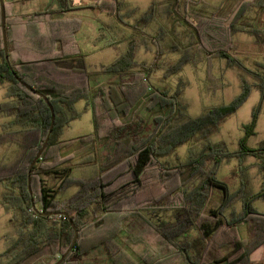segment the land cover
<instances>
[{"label":"trees","instance_id":"1","mask_svg":"<svg viewBox=\"0 0 264 264\" xmlns=\"http://www.w3.org/2000/svg\"><path fill=\"white\" fill-rule=\"evenodd\" d=\"M2 3L7 56L0 14V85L6 88V100L0 103V148L13 146L14 152L0 161V205L11 214L9 225L16 237L0 254V264H55L66 253L60 264H84L100 249L111 264H264V212L252 204L255 199L264 201V181L258 193L245 196L239 191L231 194L216 178L222 163L237 159L240 165L246 156L255 158L264 174V142L249 150L241 140L233 152L210 141L199 151L189 148L179 165L181 184H169V175L160 172L158 160L195 135H207L210 127L236 111L251 88L264 97V63L256 62L253 71L230 54L231 36L238 33L264 44V20L254 24L251 19L253 11L264 13V0H221L208 12L193 7L186 10L185 17H179L192 29L194 41L187 47L178 46L180 58L167 68L168 73L215 57L242 74L241 93L230 105L197 118L186 116L181 87L170 91L152 86L149 76L154 64L135 63L138 49L133 41L103 68L102 73L115 75L116 81L92 94L91 76L75 41L79 31L75 13L89 9L121 20V0H56V9L26 14L10 13L11 3ZM173 7L168 13L175 15ZM154 12L152 8L142 22L152 21ZM161 37L160 29L147 37L153 39L156 55L160 54L156 39ZM171 48L178 49L176 44ZM245 74L254 79L252 84ZM35 92L48 100L52 112ZM79 101H84L91 113L92 133L62 140L64 129L81 116L74 109ZM143 101H147L146 118L138 114ZM52 113V130L31 169L28 189L27 172L47 137ZM255 119L253 114L249 129ZM205 160H211L209 168ZM87 167H94L96 174L88 183L78 182L70 199L58 202L60 190L71 181L72 170ZM184 184L189 186L182 187ZM234 198L240 203L239 212L233 208ZM147 210L183 216L178 229L194 228L199 244L187 240L186 234L174 239L143 216ZM146 231L157 235L156 248V243L145 244ZM120 233L123 238L118 240ZM44 251L48 254L38 258ZM257 256L260 259L253 260Z\"/></svg>","mask_w":264,"mask_h":264},{"label":"rangeland","instance_id":"2","mask_svg":"<svg viewBox=\"0 0 264 264\" xmlns=\"http://www.w3.org/2000/svg\"><path fill=\"white\" fill-rule=\"evenodd\" d=\"M3 1L11 3L8 6L10 13L17 14L16 0ZM121 1L123 2L119 13L121 20L115 16L89 9L75 13L79 22V31L75 34V41L80 52L86 58L87 72L91 76L92 94H96L101 86L116 81L115 75L103 74V68L124 53L129 41H133L132 45L138 49L134 58L135 63L143 64L146 67L154 64L149 76L152 86L170 91L177 86L181 87V103L186 107V116L197 118L213 108L230 105L240 95V76L242 74L236 68L229 66L225 60L212 57L206 61L198 62L196 65L184 64L179 71L171 74L167 71V68L176 64L180 58L179 50L181 49L179 47H187L190 42L194 41L191 37L192 29L179 17H185L186 10L193 7L200 9L201 12H208L217 7L221 0H177L175 5H173V0ZM172 6H174L175 15L169 14V9ZM152 8L155 11L151 16L152 21L143 23L142 20ZM251 15V19L254 18V24L259 19L264 20V13L259 15L253 11ZM201 19V22H206V19ZM193 24L195 23L193 22ZM159 29L164 37L156 39L160 53L156 55L155 43H153V39L147 37L154 36ZM175 44L178 48L176 50L171 48ZM230 46L232 47L230 54L246 68L255 71L257 69L256 62L264 63V44L258 43L252 37L243 33L235 34L231 36ZM244 77L249 84L254 82L250 75L245 74ZM182 83L184 85H181ZM219 84L220 88L217 87ZM5 100L6 88L5 85H0V103ZM146 104L147 101H143L138 108L139 117L146 118L148 116L144 109ZM137 105L133 110L137 108ZM74 109L81 116L64 129L62 140H73L92 133L91 113L85 107L84 101L76 103ZM138 114L136 113V116ZM253 114L256 115L255 123L253 128L249 129ZM2 122L3 120H0V123ZM241 140L249 150L257 149L264 142V97L261 98L255 88H251L247 99L237 107L234 113L221 118L215 127H210L207 135L197 134L186 144L175 148L168 157L158 158L162 166L160 172L169 175L170 185L181 184L182 175L179 172L182 169L179 168V165L184 162L189 148L199 151L206 141H210L212 144H221L229 152H233L238 149ZM13 152V146L1 147L0 161L11 157ZM55 162L56 159L52 165ZM205 164L209 168L211 160H205ZM238 164L237 159H229L222 163L216 171L217 180L225 183L231 194L238 191L245 196L258 193L262 189L264 181V174L258 168L259 162L251 156H246L242 163ZM95 174L94 167L73 169L71 181L66 182L58 194V202L70 199L78 190L77 183H88ZM48 182L52 184L51 179H48ZM183 186L189 185L184 184ZM2 190L0 187V193ZM252 204L259 212H264V201L255 199ZM233 205L234 210L239 212L240 203L237 198L233 199ZM142 213L144 217L155 225L157 224L162 231L170 234L174 239L179 240L186 234L187 240L195 242L196 245L199 244L194 228L187 226L182 230L178 229L179 223L183 221V216L175 215L176 213L172 211L147 210ZM10 218L11 214L7 213L0 205V254L5 252L16 237L15 229L9 225ZM118 235V240L123 238L122 233ZM144 235L145 244L153 246L156 243L154 247L156 248L157 235L148 231ZM240 235L244 237L242 227H240ZM47 254L44 251L38 255V258ZM95 256L98 259H93ZM252 258L255 261L260 259L258 256ZM33 259H29L28 263H31ZM88 260L93 262L87 261L84 264H111L101 249L89 255Z\"/></svg>","mask_w":264,"mask_h":264},{"label":"water","instance_id":"3","mask_svg":"<svg viewBox=\"0 0 264 264\" xmlns=\"http://www.w3.org/2000/svg\"><path fill=\"white\" fill-rule=\"evenodd\" d=\"M0 14H1V29H2V39H3V48H4V55L5 57L7 56V43H6V35H5V29H4V6H3V3H2V0H0ZM17 80L20 82V84L25 87L27 90L29 91H33V89L31 87H29L28 85H26L24 82H22L19 78H17ZM39 97L43 98L47 103H48V100L43 96L41 95L40 93H37L35 92ZM49 105V103H48ZM50 107V110L52 112V109H51V106L49 105ZM53 120H54V116H53V113H52V119H51V124H50V127H49V130H48V134H47V137L42 145V147L40 148V150L36 153L34 159L32 160V162L30 163V166H29V169H28V172H27V175H28V189L30 188V181H29V178H30V172H31V169L32 167L35 165V163L37 162L43 148L45 147L46 143H47V139H48V136L52 130V126H53ZM46 215V214H44ZM50 215V214H48ZM71 223V221H70ZM72 225V228L74 229L75 231V227L74 225L71 223ZM76 231H75V234H74V240L76 239ZM67 254V253H66ZM66 254H64L63 256H61V258L55 263V264H60L64 258L66 257Z\"/></svg>","mask_w":264,"mask_h":264},{"label":"crops","instance_id":"4","mask_svg":"<svg viewBox=\"0 0 264 264\" xmlns=\"http://www.w3.org/2000/svg\"><path fill=\"white\" fill-rule=\"evenodd\" d=\"M16 2L17 14H26L28 12L42 11L44 9H56L57 7L56 0H16Z\"/></svg>","mask_w":264,"mask_h":264}]
</instances>
